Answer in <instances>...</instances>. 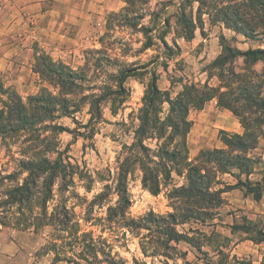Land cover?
<instances>
[{"label":"rangeland","instance_id":"rangeland-1","mask_svg":"<svg viewBox=\"0 0 264 264\" xmlns=\"http://www.w3.org/2000/svg\"><path fill=\"white\" fill-rule=\"evenodd\" d=\"M16 2L26 6L19 9L23 17L30 15L27 29L63 22H56V32L30 36L18 59L0 70V84L19 94L33 119L22 130L0 135V228L15 230L24 264H264V193L255 200L244 188L230 187L236 175L243 181L264 178L263 133L254 149L238 152L256 159L252 172L207 165L209 190L217 195L191 208L173 192L187 185L180 161L171 165L180 174L171 169L167 177L158 168V194L143 186L135 132L152 73L171 99L192 83L236 94L245 78L264 98L263 60L245 63L236 56L213 63L224 45L264 49V0ZM35 13L46 15L33 18ZM235 18L248 35L235 31ZM125 69L131 75L119 87ZM211 100L202 109L222 112L216 97ZM158 108L162 119L171 114L166 101ZM201 110L191 108L187 119L203 121ZM225 113L229 117H212L211 132L200 137L194 127L190 162L201 148L227 150L218 130L243 132L239 119ZM162 141L170 140L154 135L143 143L155 150ZM27 159H46L58 168L49 177L22 166ZM25 183L30 194L13 203L10 190ZM170 228L177 240L169 238Z\"/></svg>","mask_w":264,"mask_h":264},{"label":"trees","instance_id":"trees-1","mask_svg":"<svg viewBox=\"0 0 264 264\" xmlns=\"http://www.w3.org/2000/svg\"><path fill=\"white\" fill-rule=\"evenodd\" d=\"M233 27L237 32L242 31L245 35L249 34L243 24L238 22L236 18L233 20ZM223 49L224 53L213 62L215 65H222L226 60L236 56H242L246 61L245 63H254L258 60L264 61V49L261 48L239 50L231 48L229 45H224ZM253 74L257 76L255 72ZM130 75L129 69L121 71L118 78L119 87L122 86L125 78ZM156 80V75L152 73L143 98L144 105L140 108L139 125L135 130L136 146L140 153L141 167L144 172L142 183L151 193L158 194L160 191L158 168H162L167 177L170 176L171 169L180 174L183 170H180L178 166H171L172 163L176 162L177 164L180 161L184 165L187 185L175 187L173 192L176 193V197L183 199L181 202L184 206L195 208L203 201H213L217 195L216 192H218L209 190L211 180L208 178L210 171L207 165L211 164L221 172H226L229 165L235 166L247 176L252 172L253 164L257 162L256 159L241 156L238 152L254 149L260 134L263 133L264 135L262 128L264 125V98L254 90V87L258 85L246 78L243 86L239 87L240 92L236 94L234 91L215 89L207 83L202 86L192 83L185 85L183 91L174 99H171L157 87ZM225 86L229 87L228 85ZM5 96L10 97L8 101H6L7 99L3 101ZM162 96L166 97L161 98ZM214 97L217 100V107L229 110L239 119L243 132L229 133L225 130H220V140L227 150L223 148L202 149L198 152V157L195 158L194 163L190 162L187 134L192 122L187 119V115L191 108L200 110L207 101ZM241 100L243 104H240ZM165 101L169 104L171 114L162 119L158 116V104ZM0 105H2V107L0 106V135L22 130L33 123V119L26 112V106L19 94L12 90H7L2 84H0ZM173 114L177 115L178 119L174 118ZM154 135L158 140L166 137L170 141H162L155 150H151L145 146L143 141L154 137ZM177 137L181 138L178 142H176ZM150 151L152 152L150 153ZM152 163L154 166L150 165ZM21 164L29 171L30 169H37L39 172H48L51 174L49 177L58 168L57 164L50 163L46 159L38 162L27 159L22 160ZM236 177L237 182L230 187L244 188L245 193L251 194L255 200H259L262 197L264 193V178L254 181L247 178L243 181L239 175H236ZM219 192L221 191L219 190ZM29 194L30 188L26 183L17 185L10 190V198L13 203L23 202ZM47 199L48 197L43 202L45 203ZM185 211L188 210L185 209ZM174 216V214H168L167 218H174ZM2 224L0 222V225ZM167 233L171 240L178 239L173 229H167ZM259 233L264 235L261 231Z\"/></svg>","mask_w":264,"mask_h":264},{"label":"crops","instance_id":"crops-1","mask_svg":"<svg viewBox=\"0 0 264 264\" xmlns=\"http://www.w3.org/2000/svg\"><path fill=\"white\" fill-rule=\"evenodd\" d=\"M16 1L17 0H1L2 6H0V70L4 69L6 63L15 62L18 59L20 51H23L25 45L27 44V39L30 36L39 37L40 31H45L49 33L56 32V30H59V27L58 26L56 27V22L59 25L63 23L62 21H59V19H55L52 27L43 25V26H38V28L35 29L32 28L27 29L26 25L30 20L29 17L30 15L23 17L24 13L20 12L19 9L23 10L26 6L23 5L21 6L17 4ZM36 1L38 0H33V2L35 3L31 5L36 6V4L39 3ZM54 1L59 6L61 4H69L74 0H54ZM23 3H30V2L26 1ZM45 15L46 14L44 13L32 14L33 18H35L36 16L45 17ZM67 18H69V16L65 14L64 19L67 20ZM27 32L29 34H27ZM214 105L217 109H220L219 107H217L216 103ZM220 111L222 112H218L214 108V106L211 109L208 108V110L202 109L201 111H199V114L203 113L205 118L203 121L200 122L198 121L193 123L192 121L191 128L187 134V144H188V139L190 138V134L193 132L194 127H198L199 130L201 131L199 133V137H200V134H204L205 132H211L210 130H212V128L209 126V123H214L212 117L215 120L216 118L219 117V115L221 116V114L226 117H229L225 113L226 109H222ZM231 123L233 125L235 121L232 120ZM234 129L238 130V128L236 129V127H234ZM221 130H224V128ZM213 131H215V129H213ZM219 131L220 130H218V132ZM236 133L239 132L237 131ZM13 232H7V230H2L0 228V264H24L27 261L25 252L22 249L17 237L14 236V234H12Z\"/></svg>","mask_w":264,"mask_h":264}]
</instances>
